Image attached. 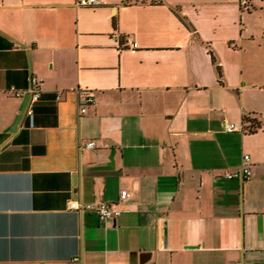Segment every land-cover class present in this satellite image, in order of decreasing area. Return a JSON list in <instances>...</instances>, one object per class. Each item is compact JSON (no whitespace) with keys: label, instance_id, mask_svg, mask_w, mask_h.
<instances>
[{"label":"crops","instance_id":"1","mask_svg":"<svg viewBox=\"0 0 264 264\" xmlns=\"http://www.w3.org/2000/svg\"><path fill=\"white\" fill-rule=\"evenodd\" d=\"M76 2L0 0V264H264V0Z\"/></svg>","mask_w":264,"mask_h":264},{"label":"built area","instance_id":"2","mask_svg":"<svg viewBox=\"0 0 264 264\" xmlns=\"http://www.w3.org/2000/svg\"><path fill=\"white\" fill-rule=\"evenodd\" d=\"M102 3V0H77L76 4L79 6H97ZM42 81L38 79L37 77H33L31 81V93L32 98L34 101H37L40 99V96L42 94ZM12 90L15 92L16 95H22L23 91L18 90L16 87H12ZM58 98L61 97V93L58 94ZM94 97L92 95H89L87 97V101L85 103L81 104L80 111L81 113H85L87 111V104L88 102H93ZM249 123L247 121L243 120L240 123L235 122H225L224 124V130L228 132H235L239 131L242 133L248 132ZM88 148H94L97 146L96 140H91L86 143L85 145ZM224 175L229 179H240L242 181H246L251 179L252 177V169H251V156L248 153H245L243 155L242 163L241 165L233 170H228L224 173ZM127 197V191H123L122 198ZM84 206V204L80 203L77 200H71L70 201V207L72 209H81ZM95 208L99 214V216L102 219H110L115 218L118 215L121 214V208L119 207V204L111 203L102 201L95 205ZM252 264H261V263H252Z\"/></svg>","mask_w":264,"mask_h":264},{"label":"trees","instance_id":"3","mask_svg":"<svg viewBox=\"0 0 264 264\" xmlns=\"http://www.w3.org/2000/svg\"><path fill=\"white\" fill-rule=\"evenodd\" d=\"M116 24H117V21H116V19H114V25H116ZM211 54L213 56L214 62L216 63L217 61H216L215 56L213 55L212 52H211ZM217 69H218L219 74L221 75L222 74V68L219 64H217ZM244 120L247 121V123H249L248 132H255L261 126L260 123L255 118H252L251 116H245Z\"/></svg>","mask_w":264,"mask_h":264}]
</instances>
